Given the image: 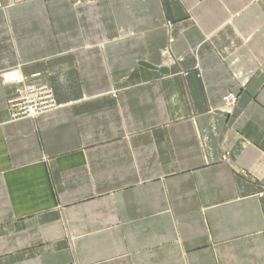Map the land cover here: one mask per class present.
Returning a JSON list of instances; mask_svg holds the SVG:
<instances>
[{
  "label": "crops",
  "instance_id": "0c3cea01",
  "mask_svg": "<svg viewBox=\"0 0 264 264\" xmlns=\"http://www.w3.org/2000/svg\"><path fill=\"white\" fill-rule=\"evenodd\" d=\"M0 264H264V0H0Z\"/></svg>",
  "mask_w": 264,
  "mask_h": 264
},
{
  "label": "built area",
  "instance_id": "2783aa9c",
  "mask_svg": "<svg viewBox=\"0 0 264 264\" xmlns=\"http://www.w3.org/2000/svg\"><path fill=\"white\" fill-rule=\"evenodd\" d=\"M13 82L18 85L16 94L7 100V108L13 120L35 117L57 107L54 94L47 85L36 81L34 78L21 76L14 79ZM235 100L234 94H226L223 97L224 105L221 111L230 115Z\"/></svg>",
  "mask_w": 264,
  "mask_h": 264
},
{
  "label": "bare ground",
  "instance_id": "6f19581e",
  "mask_svg": "<svg viewBox=\"0 0 264 264\" xmlns=\"http://www.w3.org/2000/svg\"><path fill=\"white\" fill-rule=\"evenodd\" d=\"M19 75H17V73L12 72L9 74H6L5 79L8 81H13L14 79H16Z\"/></svg>",
  "mask_w": 264,
  "mask_h": 264
}]
</instances>
